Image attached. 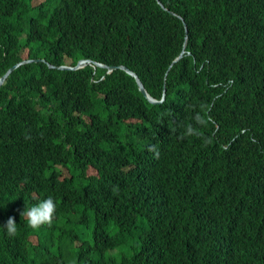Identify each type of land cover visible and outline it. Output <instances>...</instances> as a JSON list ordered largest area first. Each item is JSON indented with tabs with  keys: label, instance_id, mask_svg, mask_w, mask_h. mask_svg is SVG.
I'll return each mask as SVG.
<instances>
[{
	"label": "trees",
	"instance_id": "obj_1",
	"mask_svg": "<svg viewBox=\"0 0 264 264\" xmlns=\"http://www.w3.org/2000/svg\"><path fill=\"white\" fill-rule=\"evenodd\" d=\"M157 1L0 0V76L88 58L165 86L152 104L119 68L9 73L0 264H264V0ZM48 196L52 223L28 227Z\"/></svg>",
	"mask_w": 264,
	"mask_h": 264
},
{
	"label": "clouds",
	"instance_id": "obj_2",
	"mask_svg": "<svg viewBox=\"0 0 264 264\" xmlns=\"http://www.w3.org/2000/svg\"><path fill=\"white\" fill-rule=\"evenodd\" d=\"M159 1V0H158ZM160 2V1H159ZM161 3V2H160ZM161 5V4H160ZM163 6V5H162ZM161 6V7H162ZM184 53H182L183 55ZM181 55V57H182ZM180 57V58H181ZM44 59V58H40V57H35V58H25V59ZM179 58V59H180ZM23 59V60H25ZM80 59H88V58H80ZM175 59V58H174ZM173 59V60H174ZM178 59V60H179ZM45 60V64L47 65V63H50L48 62L46 59ZM79 60V59H78ZM77 60V61H78ZM172 60V61H173ZM76 61V62H77ZM32 62H35V61H32ZM32 62H28V63H32ZM38 62H43V61H38ZM172 63V62H171ZM170 63V65H171ZM15 64V63H14ZM23 64H26V63H23ZM52 64V63H50ZM76 64V63H75ZM74 64V65H75ZM89 64H92L93 63H88V64H85V65H89ZM54 65V64H52ZM62 65H67V64H62ZM72 65V66H74ZM84 65V66H85ZM169 65V66H170ZM12 66V65H11ZM61 66V65H54L53 68L51 69H59L58 67ZM71 66V65H69ZM83 66V67H84ZM94 66V65H93ZM172 66V65H171ZM48 67V65H47ZM95 67V66H94ZM50 68V67H48ZM82 68V67H81ZM79 69V68H78ZM8 70V69H7ZM6 70V71H7ZM61 70V69H59ZM76 70V69H75ZM13 71V70H12ZM124 71V70H123ZM168 71V70H167ZM4 74V73H3ZM2 74V75H3ZM105 74H108V73H105ZM128 74V73H127ZM167 74V72L165 73ZM1 75V76H2ZM9 75V74H8ZM7 75V76H8ZM0 76V77H1ZM6 76V77H7ZM138 76V75H137ZM134 78V77H133ZM6 79V78H5ZM4 79V80H5ZM135 80V79H134ZM4 82V81H3ZM136 82V81H135ZM3 84V83H2ZM1 84V85H2ZM137 85V84H136ZM138 87V86H137ZM165 88V86L163 87V89ZM149 94V93H148ZM164 94H165V89H164ZM163 95V94H162ZM165 96V95H164ZM152 97V96H151ZM162 98V97H161ZM156 100H160V99H156ZM164 100V99H163ZM149 101V100H148ZM150 102V101H149ZM201 109L202 111L200 112H196L195 115L193 116V121H194V124L196 126H194L193 123H189L185 126V131L184 133L178 137L179 139H183L184 137L186 136H196V137H201L202 136V133L200 131V128L201 127H207V125L211 122L212 118L210 115H208V112H209V109H208V106L206 105H201ZM211 141L210 140H206L205 143H210ZM148 150L149 151H152L153 152V155H154V158H158L159 156V153L158 151L155 149V146L152 145V146H149L148 147ZM8 193L10 194H15V195H18L20 194L21 192L23 191H19V192H16L14 190H8L7 191ZM56 202L54 201V199L51 197V196H48L47 198L41 200L39 203H37L36 205L34 206H31V207H28V208H24V210L22 212H20V216L23 217L26 222H27V226L32 228V229H39L42 225H50L52 223V220H53V217L56 213ZM17 223L15 222V217H12V216H9L7 221L5 223H3V225H0V228H3L6 230V233L9 237H14L16 234H17Z\"/></svg>",
	"mask_w": 264,
	"mask_h": 264
},
{
	"label": "water",
	"instance_id": "obj_3",
	"mask_svg": "<svg viewBox=\"0 0 264 264\" xmlns=\"http://www.w3.org/2000/svg\"><path fill=\"white\" fill-rule=\"evenodd\" d=\"M159 4H161L159 1H157ZM162 6V4H161ZM174 14V13H172ZM183 20V19H182ZM183 25L186 29V24L185 22L183 21ZM183 53V50L175 57V59L172 61L171 65L178 61V59L181 57ZM32 61H35V62H38V61H43L45 62L44 59H25V60H21L15 64H13L12 66H10L8 68V70L0 77V85L3 83L4 79L6 78V76L12 71L14 70L16 67H18L19 65L23 64V63H28V62H32ZM88 63H93L94 66H98V67H101V68H104L106 69V73H110L112 70L114 69H122L124 70L126 73H128L129 75H131L132 77H134L135 81H136V84L138 86V90L142 93L143 96H145L149 101L150 103L152 104H157V103H160L163 101L164 99V89H163V95H162V98L160 100H156L155 98L151 97L148 92L146 91L142 81L140 80V78L137 76V74L131 70L130 68H128L127 66L125 65H122V64H119V65H108V64H104V63H100V62H96V61H92L90 59H79L76 64L74 66H69V65H61L59 66L58 68L61 69V70H75V69H78V68H81L83 67L85 64H88ZM48 67L50 68H53L54 65L50 64V63H47ZM171 65L168 67V69L171 67ZM103 78V76L101 77Z\"/></svg>",
	"mask_w": 264,
	"mask_h": 264
},
{
	"label": "rangeland",
	"instance_id": "obj_4",
	"mask_svg": "<svg viewBox=\"0 0 264 264\" xmlns=\"http://www.w3.org/2000/svg\"><path fill=\"white\" fill-rule=\"evenodd\" d=\"M41 0H37V2H40ZM26 55H27V49H25L24 50V52L22 53V57H26ZM95 173V171L93 170V168H91V167H89L87 170H86V172H85V174H88V175H92V174H94ZM64 175H68L66 172H64Z\"/></svg>",
	"mask_w": 264,
	"mask_h": 264
}]
</instances>
